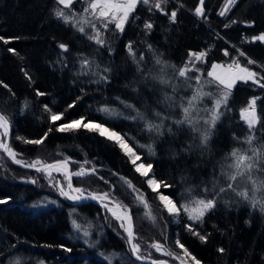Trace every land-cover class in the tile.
<instances>
[{
	"label": "trees",
	"instance_id": "obj_1",
	"mask_svg": "<svg viewBox=\"0 0 264 264\" xmlns=\"http://www.w3.org/2000/svg\"><path fill=\"white\" fill-rule=\"evenodd\" d=\"M176 2L179 4L168 0L163 12L139 4L124 32L110 25L103 33L106 43L100 46L71 24L57 19L54 9L62 6L56 0H0V37L9 40L7 44L0 40V112L9 118L10 145L18 153L17 158L29 163L71 158V172H75L89 160L129 178L145 194L155 216V220L147 222L130 208L141 254L150 259L167 258L175 264L172 257L156 252L150 244L162 242L169 250L181 253L175 245L180 240L201 264H264V211L259 204L254 207L228 191L217 197L216 207L206 213L202 223L189 221L182 209L174 218L161 208L146 178L135 171L129 158L112 142L83 128L70 133L49 132L50 128L81 116L86 117L85 121L106 120L126 136L145 162L153 164L156 177L170 185H161V191L178 205L195 199L197 193L214 195V184L218 188L225 183L221 177L224 158L233 148L247 149L244 139L248 135L255 136L257 145L264 144V88L252 81H238L233 86L227 104L219 109L222 115L214 128L205 123L210 115L205 109H211L225 91L217 82L208 83L212 78L207 72L213 63L226 66L236 59L264 76V42L252 40L264 33V0H237L225 16L219 15L225 0H205L204 16H197L194 11L199 0ZM86 6L85 0H74L71 9L65 11L79 14ZM172 11L177 13L174 22L169 19ZM199 18L204 24L198 22ZM145 23H152V29H146ZM87 31L90 34L91 30ZM129 43L137 57H144L139 67L145 71L137 70L138 65L129 55ZM60 44H66L68 51L61 49ZM9 48L15 51L10 52ZM225 50L229 55L224 54ZM201 51L207 55L203 61H195L199 71L189 73L192 87L184 84L183 78H176L174 93L146 76L147 70H152L153 75L158 71L157 56L176 68L185 64L191 68L189 53ZM84 58L90 62L89 67H82ZM248 59L256 63L248 65ZM168 71L171 78V69ZM101 75H107V81L96 83ZM196 76L200 77L199 83ZM197 88L208 93L196 102L198 111L193 119L198 131L188 124L174 123L183 119L180 105ZM165 93L175 97L176 103L171 107L164 102ZM254 97L258 98L257 114L262 123L250 130L240 111ZM121 101L134 105L156 123L160 120L154 113L161 112L167 117L163 134L150 133L143 121L126 118L135 112L126 109ZM46 106L51 112L46 111ZM103 107L122 115L102 113L99 109ZM52 113L64 116L53 123ZM207 131L209 141L202 145L201 134ZM46 133L40 145L17 139H41ZM140 144H151L156 155L150 156L147 148H139ZM99 174L107 172L101 170ZM256 175L264 174L258 171ZM72 178L84 193H103L98 190L110 186L108 192L114 199L129 204L114 192L111 184H102L96 174ZM57 181L66 187L61 173L52 172L49 178L43 172L21 169L0 152V200L6 201L0 203V264H141L127 251L126 233L119 221L102 215L100 207L93 203L75 204L61 196L54 186ZM205 187L209 192L204 191ZM261 195L256 193L258 200ZM72 220L81 228L75 229ZM188 224L205 235L206 241L188 231ZM85 230L89 232L87 237L83 235Z\"/></svg>",
	"mask_w": 264,
	"mask_h": 264
},
{
	"label": "snow or ice",
	"instance_id": "obj_2",
	"mask_svg": "<svg viewBox=\"0 0 264 264\" xmlns=\"http://www.w3.org/2000/svg\"><path fill=\"white\" fill-rule=\"evenodd\" d=\"M85 2L87 6L83 8L81 13L76 14L65 11V9H71L74 0H56V4L62 7H57L54 9V15L57 17V19L62 20L65 24H71L72 27L76 28L80 33L88 35V39L93 40L97 45L104 46L106 43L103 35L104 31L109 29L110 25H114L116 30L121 33L124 32L125 25L130 22V17L135 13L139 4L142 3L145 6H149V10L154 8L163 12L164 5L167 4L168 0H85ZM204 3L205 0H199V5L194 9L197 16L205 15ZM236 3L237 0H225L224 6L219 12V15L225 16L231 10V7ZM176 15V11H172L170 13L169 19L174 22ZM235 22L236 21H232V23ZM85 25H87V29L91 30L90 34L88 33ZM144 27L148 30H151L153 25L152 23H145ZM225 27H228V25H225ZM0 40H3V42L6 44L9 42V40L5 39L4 37H0ZM252 40L264 42V33L252 37ZM59 47L65 52L68 51V46L66 44H60ZM127 48L129 55L132 56L133 61L138 65L137 70L142 72L145 71V69L139 67V65L144 61V57L142 55L137 57L131 43L127 45ZM149 48L151 49V45H149ZM8 51L14 52L15 50L9 48ZM224 54L227 56L229 55V52L225 50ZM206 55L207 53L204 51L190 52L189 63L192 65L191 68L189 67V64H185L180 68H176L174 65L163 61L159 56H157L155 59V64L160 66L158 71L155 73V75H153L152 70H147L146 76L153 80H158L159 83L164 86L170 87L175 93L177 90V85L173 83V80L176 78H183L184 84H186L188 87H192V85L188 83L193 78L189 75V73L192 70L199 71V69L195 66V61H203ZM240 55L243 56L245 54L240 52ZM255 63L256 62L251 59L247 60L248 65ZM81 65L82 67H89L90 62L87 60V58H84L81 61ZM169 69H171L172 73L171 78H169ZM103 71L106 73L108 72V69L105 68ZM93 75H99V73L94 72ZM207 76L212 78V81H208V83L217 82L225 89L223 94L219 98L215 99L212 108L205 109V111L210 114L209 118L205 120V123L208 124L210 128H214L217 121L220 119L222 113L219 111V109L222 105L227 104L231 90L238 81H243L245 83L252 81L254 84L264 88V83H261V81L264 80V76H261L257 71H253L249 67L242 65L236 59H233L232 62L226 66L213 63L211 65V70L207 72ZM107 79V75H101L100 80L95 82L99 83L101 81H107ZM195 79L198 83L200 82L199 76H196ZM4 86L7 87V85ZM38 95H43V93H38ZM205 95H208V93H204L200 88H197L193 95L187 98L186 103L182 102L180 105L182 107L183 119L175 120L174 123L177 125L188 124L192 126L194 130L198 131V129L195 127L196 121L193 119V115L195 111H198L196 108V102ZM257 99L258 98L255 97L252 98L249 101L248 106L242 108L240 111L241 119L247 124V127L250 130L254 129L258 123H262V117L257 114ZM164 102L167 103L169 107H171L176 103V100L174 96H170L165 93ZM121 103L124 104L126 109H130L135 112L134 116L126 118L143 121L146 131L150 133H155L156 135L163 134V121L167 119V117L163 116L161 112L157 111L154 113L155 117L160 120L159 123H156L145 113L136 109L134 105L128 104L124 101H121ZM69 107L72 106L70 105ZM46 111L51 112L50 109H47V106ZM99 111L109 115H122L121 113H117L114 109H110L108 107H103L99 109ZM63 116L64 113H52L50 115V120L55 123L60 121ZM85 119L86 117L81 116L79 119H73L68 122L61 123L55 127V129L50 128L49 132L54 130L61 133H70L83 128L89 132L96 133L100 137L112 142L123 152L125 156L129 158V161L134 166L135 171L139 173L141 177L146 178L147 186L153 192H158L161 185H163L165 188L170 187V185L156 177L153 164L143 160L142 155L138 152L137 148L129 143L124 134H121L113 127L109 126L106 120L95 121L88 119L87 123H85ZM9 128V118L3 114H0V130H2V132H0V136L5 138L0 139V151H3L13 163L26 168H35L38 172L46 173L49 178H51L53 171L59 172L64 176L65 181L67 182V190H65L64 185L60 184L59 182H56L54 185L58 187L61 196H64L72 201H79L86 198L82 188L73 187L72 177H82L94 174L96 172L95 167L85 168L84 166L89 164V161L85 160L83 164L80 165L79 170L75 172L69 171V158L58 160L51 164L45 163L40 159H37L31 163L26 162L17 158L18 153L7 142L6 138L9 135ZM168 131L171 132L172 129L168 128ZM46 137L47 133L45 134V137L41 139L30 140L23 137H17V139L22 140L25 144L40 145L43 143V140ZM209 138L210 131L201 134V144L207 145ZM255 140L256 138L254 135H248L244 139V143L248 145L247 149L243 147L233 148L224 158L226 163L221 166V177L224 179L225 183L220 184L218 188L214 184V195L201 196L199 193H197L195 199H190L188 202L178 205L177 202L169 195L158 194V199L162 204L163 209L172 216H179L182 209L187 215L189 221L194 223H202L206 213L216 207L217 197H219L222 193L231 191L241 199L251 202L254 207L259 204L260 210L264 211V175H256L258 171L264 174V144L257 145ZM139 148H147V152L150 156L156 155L151 144H140ZM101 179H103V177H101ZM122 179H124L127 187L134 194L135 199L144 206L146 210V216L149 219L155 220V216L152 215L151 206L148 203L145 194L136 188V186L127 178ZM31 182L35 183L34 180ZM105 182L107 183V181ZM188 191L191 192L192 189H188ZM204 191L209 192V189L205 187ZM256 193L262 194L259 200L257 199ZM88 198L100 201L105 209L111 213L113 218L120 222V227L123 228L124 232L126 233L127 242L130 245L131 253L133 256H135L136 260L144 261L149 259L148 256L141 254V244L137 242L136 233L134 231L133 217L129 207L123 204V202L114 199L110 192L89 193ZM105 201H108V203H105ZM5 202L6 201L4 200H0V203ZM110 204L111 206H109ZM72 224L75 229L81 228V225L78 224L76 220H72ZM185 227L188 231L192 232L193 235L198 236L202 242L206 241L207 237L205 235H201L198 231H195L193 224L185 225ZM83 235L87 237L89 232L85 230ZM175 245L181 249V253H176L169 250L164 244L160 242H153L150 244V247L164 256L173 257L174 259L179 260V264H189V260L191 261V264H201V262L194 255H192V253L188 250V248L185 247L183 243H181L180 240H176ZM64 250L67 252L72 251L71 248H65ZM219 251L223 252L224 249H219ZM150 264H168V261L152 259Z\"/></svg>",
	"mask_w": 264,
	"mask_h": 264
},
{
	"label": "rangeland",
	"instance_id": "obj_3",
	"mask_svg": "<svg viewBox=\"0 0 264 264\" xmlns=\"http://www.w3.org/2000/svg\"><path fill=\"white\" fill-rule=\"evenodd\" d=\"M171 2H175L177 5L179 4V3H177L176 2V0H172ZM180 6V5H179ZM81 13V12H80ZM198 22L200 23V24H202V21L200 20V19H198ZM237 50V49H236ZM216 64H218V63H216ZM230 64V63H229ZM210 70H211V68H210ZM261 70L264 72V66H263V68H261ZM161 99L163 100V96L161 95ZM1 113V112H0ZM3 114V113H2ZM4 115V114H3ZM85 123H87V121H85ZM1 132H2V130H0ZM3 137V136H2ZM103 138V137H102ZM0 139H1V136H0ZM3 139H4V137H3ZM106 140V139H105ZM10 144V143H9ZM1 153H2V151H0ZM122 152V151H121ZM123 153V152H122ZM3 154V153H2ZM4 156V155H3ZM5 157V156H4ZM6 158V157H5ZM7 159V158H6ZM62 159H64V158H62ZM59 160V159H58ZM54 161H56V160H54ZM87 161H89V160H87ZM51 162V161H50ZM72 162V161H71ZM90 163L89 164H87V165H85L86 167L85 168H92V167H95V169H96V172L94 173V174H96V178L98 179L99 178V181H102L103 183L102 184H106V185H108V184H111L112 186H113V188H114V192H116V194L118 195V196H120V197H123L125 200H127V203H129L128 204V206H129V209L131 208H133V209H135L136 210V212H138L139 214H140V216L142 217V215H143V217L145 218V220L148 222V221H150V220H152V219H149L147 216H146V210H145V208L143 207V206H141L140 204H137V200L135 199V196H134V194L131 192V190L127 187V184L125 183V181L123 182V181H121V179H118V178H116L115 176H114V173L112 172V170H114V169H112V168H109V167H102V168H100L101 166H98V165H96V166H98L99 167V169L95 166V165H93V163L91 162V161H89ZM12 164V163H11ZM14 165V164H13ZM20 168V167H19ZM107 170H106V169ZM22 169V168H21ZM25 170H28V169H25ZM101 170L102 171H105V172H107V174H103V175H100L99 174V172H101ZM30 171H35V170H30ZM38 172V171H37ZM53 172H55V171H53ZM46 174V173H45ZM93 174V175H94ZM97 174H99V175H97ZM120 175V174H119ZM47 176V175H46ZM86 176H88V175H86ZM83 177V176H82ZM85 177V176H84ZM101 177H103V179H101ZM126 177V176H125ZM130 180V179H129ZM72 181H73V178H72ZM105 181H107V183L105 182ZM131 181V180H130ZM57 182H59L60 183V181H57ZM132 182V181H131ZM133 183V182H132ZM134 184V183H133ZM80 185V184H79ZM135 185V184H134ZM73 186L74 187H78V186H76L75 184H74V182H73ZM52 187H53V185H52ZM107 188L109 189L110 188V186L109 187H105L104 189H102V188H100L101 190H98V191H103V192H108V191H111V188H110V190H107ZM112 188V189H113ZM136 188H138L137 186H136ZM65 189H66V187H65ZM139 189V188H138ZM139 190H141V189H139ZM151 190V189H150ZM152 191V190H151ZM153 192V191H152ZM91 193H93V192H91ZM155 194H156V197H157V200H158V203H159V205H161V208L163 209V206H162V204L160 203V201H159V199H158V194H164V195H167L166 193H163L162 191H161V189L159 188V190H158V192H154ZM84 194H87L88 196H89V193H84ZM171 197V196H170ZM173 199V198H172ZM75 204H77L75 201H73ZM108 202V201H107ZM87 203H90V202H87ZM81 204H83V203H81ZM100 209H101V214L102 215H108L110 218H113V216L111 215V213L110 212H108L105 208H101L100 207ZM130 209V210H131ZM103 210V211H102ZM164 210V209H163ZM165 212L167 213V211L165 210ZM168 214V213H167ZM153 215V214H152ZM169 215V214H168ZM106 217V216H105ZM102 218L104 221L106 220V218ZM174 218H175V216H173ZM113 219H115V218H113ZM133 224H134V220H133ZM112 230V229H111ZM114 231H113V233L114 234H117V235H119L120 236V234H118L116 231H115V229H113ZM155 242H157V241H155ZM160 243H162V242H160ZM162 244H164L165 245V247H166V244L165 243H162ZM127 249V248H126ZM128 251V250H127ZM173 258V257H172ZM150 259V258H149ZM165 259V258H164ZM174 259V258H173ZM159 260V259H158ZM166 260H168L167 258H166ZM175 260V264L178 262V260H176V259H174ZM169 261V260H168ZM169 262H171V261H169ZM172 263V262H171Z\"/></svg>",
	"mask_w": 264,
	"mask_h": 264
},
{
	"label": "water",
	"instance_id": "obj_4",
	"mask_svg": "<svg viewBox=\"0 0 264 264\" xmlns=\"http://www.w3.org/2000/svg\"><path fill=\"white\" fill-rule=\"evenodd\" d=\"M0 114H2V113H0ZM4 139H5V138H4ZM6 140H7L8 143H10V141H11V125H10V128H9V135H8V137L6 138ZM2 153H3V155L7 158V160H8L10 163L14 164L15 166L20 167V168H22V169H28V170H35V171H36L35 168H26V167H23V166H21V165H17V164H15V163H13L12 160H11L10 158H8V156H7L3 151H2ZM64 159H65V158H64ZM59 160H62V159H59ZM56 161H58V160H56ZM56 161H51V162H46V163L51 164V163H54V162H56ZM69 161L71 162V161H73V160H72L71 158H69ZM97 168L99 169V167H97ZM100 168H102V167H100ZM69 171L71 172V166H70V164H69ZM115 175H116V177L120 178L121 181H124V179H122V178H127V177H125V176H123V175H122V176L117 175V174H115ZM127 179H128V178H127ZM128 180H129V179H128ZM72 184H73V181H72ZM73 187H74V186H73ZM66 190H67V182H66ZM131 192H132V191H131ZM85 197H86V198L81 199V200H79V201H75V202H76L77 204L90 202V203H93V204H95V205H97V206H99V207H101V208H105V207L101 204L100 201H98V200H92L91 198H88V197H89L88 195H85ZM105 203H108V202L105 201ZM137 204H140L139 201H137ZM140 205L143 206L142 204H140ZM109 206H111V204H110ZM143 207H144V206H143ZM102 211H103V210H102ZM126 248H127V250H129L130 253H131L130 245L128 244V242H127ZM131 257H132L134 260H136L135 256H133L132 253H131ZM151 260H152V259H147V260H144V261H139V260H136V261H138V262H140V263H142V264H150ZM157 260H158V259H157ZM159 260H166V259H159ZM166 261H168V260H166ZM168 264H171V263L168 261ZM177 264H179V260H178ZM189 264H190V263H189Z\"/></svg>",
	"mask_w": 264,
	"mask_h": 264
},
{
	"label": "bare ground",
	"instance_id": "obj_5",
	"mask_svg": "<svg viewBox=\"0 0 264 264\" xmlns=\"http://www.w3.org/2000/svg\"><path fill=\"white\" fill-rule=\"evenodd\" d=\"M169 1H172V0H169ZM200 19V18H199ZM201 20V19H200ZM202 21V20H201ZM202 24H204L203 23V21H202ZM253 65V64H252ZM257 65V64H256ZM259 67V66H258ZM256 68H257V66H256ZM69 164H70V166H71V162H69ZM106 169V168H105ZM107 170V169H106ZM112 172L114 173L115 171H113L112 170ZM115 174H117V175H119L117 172H115L114 173V176L116 177V175ZM120 176H122V175H120ZM116 178H118V177H116ZM118 179H120V178H118ZM129 179V178H128ZM124 182V181H123ZM128 252H129V254L131 255V253H130V251L128 250ZM138 262V261H137ZM140 263V262H139ZM189 263L191 264V262L189 261ZM142 264V263H141ZM177 264V263H176Z\"/></svg>",
	"mask_w": 264,
	"mask_h": 264
}]
</instances>
